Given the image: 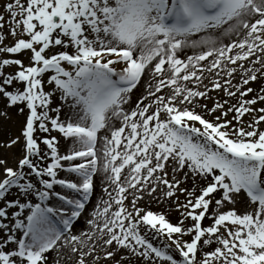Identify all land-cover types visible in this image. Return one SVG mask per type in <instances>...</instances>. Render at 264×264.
<instances>
[{
    "label": "snow or ice",
    "instance_id": "6c2138e0",
    "mask_svg": "<svg viewBox=\"0 0 264 264\" xmlns=\"http://www.w3.org/2000/svg\"><path fill=\"white\" fill-rule=\"evenodd\" d=\"M0 9V264H264V0Z\"/></svg>",
    "mask_w": 264,
    "mask_h": 264
},
{
    "label": "rangeland",
    "instance_id": "374dc122",
    "mask_svg": "<svg viewBox=\"0 0 264 264\" xmlns=\"http://www.w3.org/2000/svg\"><path fill=\"white\" fill-rule=\"evenodd\" d=\"M5 2H7V0H0V4H3ZM0 11H2V9H0ZM5 22H6V17H5ZM4 31H7V29L5 28ZM9 39H10V37H9ZM0 55H3V54H0ZM8 116L10 117L8 119H6L3 116H0V121L3 122V124L7 128L6 136L4 137V139L2 141H6V139L9 136L16 134V123H18L19 119L17 120L16 117L14 115H12L11 111H8ZM56 134H58V133L55 132V131L52 132V135H56ZM63 146L64 145H61V147H63ZM12 151L13 150H11V149L0 148V155H5V154L11 155ZM60 175L63 176L62 173ZM13 195H15V193H13ZM151 207H152L153 210H161V207L157 206L155 204H152ZM168 218L170 220H174L175 219V214L173 213V214L169 215ZM205 223H207V221H205Z\"/></svg>",
    "mask_w": 264,
    "mask_h": 264
},
{
    "label": "bare ground",
    "instance_id": "6f19581e",
    "mask_svg": "<svg viewBox=\"0 0 264 264\" xmlns=\"http://www.w3.org/2000/svg\"><path fill=\"white\" fill-rule=\"evenodd\" d=\"M257 84H259V81L257 82H254L252 84V87L255 89L257 87ZM8 111H11L12 115H14L16 117V119L18 120L19 118L15 115V110L14 109H8ZM6 126L3 124V122L0 121V141H2L4 139V137L6 136ZM58 136V134H56ZM60 144L61 145H64V141H60ZM62 175H64L62 173ZM99 187L97 186V188L95 189V191L93 192V195H92V200L94 201L97 196L99 195ZM84 224V220L83 218H81L80 222L76 224V227L77 228H80L82 225ZM54 255V254H53Z\"/></svg>",
    "mask_w": 264,
    "mask_h": 264
}]
</instances>
